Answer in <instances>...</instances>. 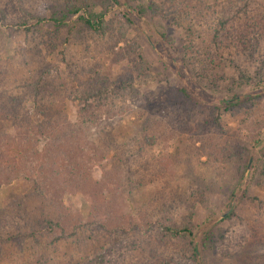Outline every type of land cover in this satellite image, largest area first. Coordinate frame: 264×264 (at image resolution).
<instances>
[{
  "label": "trees",
  "instance_id": "obj_1",
  "mask_svg": "<svg viewBox=\"0 0 264 264\" xmlns=\"http://www.w3.org/2000/svg\"><path fill=\"white\" fill-rule=\"evenodd\" d=\"M101 3L98 7L97 0H55L44 14L38 10L36 13H25L21 8L18 10L22 12L21 15L14 21L7 19L9 13L0 10V24L18 27L28 39L26 45L17 50L21 63L24 67L27 66L28 60H35L38 64L35 72L27 78L23 75L6 77L7 72L5 74L4 70L9 64L4 70L0 69V187L11 184L20 176L32 182L26 192H10L0 208V264H3L7 256L5 251L8 248L15 246L14 244H18L20 248L27 239L35 240L41 245L40 237L51 236L48 242L51 248L70 239L77 241L79 230L87 228L89 224L81 221L80 217H76L69 210L63 201L65 192L83 190L91 202V184L103 188L95 195L96 198L114 199L145 188L152 181L143 172L147 170L150 175L153 174L154 164L152 165L149 150L155 141L151 134L155 132L156 125L163 126L162 121L154 117V105L148 101L146 108L149 111L143 109L144 124L139 132L134 131L127 135L119 133L109 119L116 113L124 112L125 107L122 109L116 102L136 94V79L131 76L120 82L114 80L108 83L106 75L93 72L95 69L87 71L88 68L82 62L77 65L70 61L67 45L78 36L82 40H95L96 36L106 38L116 35L108 26L111 21L110 14L116 10L115 16H119L129 27L135 26L137 29H141L140 21L148 20L149 12H167L172 16L174 23L182 24V18L186 33L191 36L197 20L193 11H199L203 19L207 20L206 11L200 8L205 0H148L137 3H133V0H102ZM238 3L241 4L240 14L245 12L246 17L243 20L247 18L248 22L252 21L261 30L260 27H264L262 3H257L256 7L253 6L255 0H214L210 4L212 6H209L221 11V14L213 25L208 21L206 30L210 31L207 34L211 39L205 40L202 46L204 41L196 43L191 37L189 46L193 49V54L188 48L179 59L173 58L170 66L173 68L181 64L187 68L195 82L199 76L211 80L224 75H218L219 65L226 60L225 57L240 51L235 48L238 44L243 46L242 50L255 51V41L258 44L255 31L239 21L236 23L237 16L232 13V7ZM157 35L166 38L159 31ZM152 36L147 35L148 38H153ZM229 39H233L227 43L232 51L225 55L224 44ZM250 41L252 44L249 46ZM136 44L135 51L130 52L135 53L137 58L134 62L136 61L138 78L146 81L154 75L143 51L138 43ZM41 45L42 48L46 47L47 55L40 52ZM199 46H202V49ZM58 48V61L54 64L48 63V55L54 54ZM90 48L91 43L85 47L86 51H90ZM194 54H198L201 61L198 62ZM183 74V71L178 73L179 77L185 80ZM240 78L233 84L237 89L249 88L248 90L225 96L214 93L208 95L184 83L178 92L188 99L199 102L202 99V103L207 102L217 111L229 110L264 98V76L258 72L243 71ZM255 87L259 91L255 92ZM193 91H198L200 97ZM30 97L36 100L41 120H34L33 113L27 108L26 103ZM68 99L76 104V122L71 121L67 112ZM94 126L96 131L91 132L90 129ZM62 145L68 146V149L60 151ZM249 157L250 155L247 157L241 178L230 187L225 203L226 211L223 212L225 219L235 215V208L243 198L248 197V186L241 187L240 183L245 178ZM252 168L250 176L254 178L257 174V162ZM95 170H99L100 179H95ZM109 186L114 189L112 195L106 191ZM198 192L199 188L186 198L183 193L180 200L173 198V204L163 203L160 209H157L156 213L171 210L170 217H167L168 214L154 219V216H157L155 212H149L151 217L147 214L152 218L153 226L164 230L155 236L158 237L159 245L167 241L174 246L170 253L168 251L161 254L145 242L133 248V245L131 247L128 243L123 245L118 238L112 240L111 246L105 248L103 253L94 256L81 251V247L73 248L71 252L62 254L64 261H56L58 255L55 254L49 258L42 253L37 255L30 245H23L24 248L21 247L18 251L24 249L37 264H206L207 257L214 254L222 259L236 258L240 260L239 264H264V242L261 239L235 242L236 240L228 238L218 216H205L199 226L191 223L195 207L189 201ZM148 204L143 205V208L133 206L130 209L131 215L138 218L139 215L146 214L145 208L150 207ZM178 206L185 210L181 219L172 215L178 210ZM93 210L99 211L97 206ZM96 222L97 226L106 228L102 221ZM132 224L131 229L137 225ZM141 227L144 228L145 225ZM130 232L137 231H121L119 235ZM247 246H250L252 251L245 250ZM55 251L58 252L56 249ZM243 257H248V262H244Z\"/></svg>",
  "mask_w": 264,
  "mask_h": 264
},
{
  "label": "rangeland",
  "instance_id": "obj_2",
  "mask_svg": "<svg viewBox=\"0 0 264 264\" xmlns=\"http://www.w3.org/2000/svg\"><path fill=\"white\" fill-rule=\"evenodd\" d=\"M138 1L147 2L148 0H133V3ZM101 2L102 0H97L98 7L102 5ZM213 2L214 0H205V3L200 6L203 11H206L207 20L203 19L199 11H193L197 20H195L194 32L191 36L186 33L184 20L180 18L182 24L174 23L172 16L167 12L165 14L149 12L148 20L140 21L141 29H137L135 26L129 27L119 19V16H115L116 10L110 14L111 21L108 25L116 35L113 37L109 35L106 38L96 36L95 40L89 38L82 40L78 36L67 45L70 61L77 65H81L82 62L88 68L87 71L95 69L93 72L106 75L108 83L114 80L120 82L131 76L136 79V94L124 101L119 99L116 102L122 109L125 107L124 112H118L119 114L116 113L111 120L109 119L115 124L119 133L127 135L134 131L139 132L144 124L143 109L149 111L146 108L148 101L154 105V117L162 121L163 126L156 125L155 132L151 134L155 141L149 150L152 165L154 164L153 174L150 175L147 170L143 172L152 181L145 188L114 199L96 198L95 195L103 188L91 184L89 192L93 199L91 202L83 190L65 192L63 201L66 206L76 217H80L81 221L88 222L89 226L79 230L77 241L70 239L53 248L48 243L51 237L48 235L40 237L41 245L31 239L23 241V245L32 246L37 255L42 253L47 258L53 254L58 255L56 261H64L62 254L78 247L91 256L103 253L105 248L111 246V241L117 238L121 239L120 243L123 245L128 243L131 247L133 245V248L145 242L161 254L168 251L170 253L174 246L167 241L159 245L158 237L155 236L159 231L164 230L153 226V222L151 224L152 218H149L151 217L149 212L156 213L163 203L173 204V198L180 200L183 193H185V198L189 197L198 188L199 192L189 201L195 207L191 223L199 226L205 216H218L219 221L222 220L221 225L224 230L226 229L228 238L236 240L235 242H244L247 239L249 241L261 239L264 242V98L229 110L217 111L207 102L202 103V99L200 102L188 99L178 92L184 83L208 95L214 93L225 96L248 90L249 88L237 89L233 83L241 79L243 71L258 72L264 76V27H260L261 30H259L252 21L248 22L247 18L243 20L246 17L245 12L240 14L241 4L238 3L232 7L234 9L232 13L237 16L236 23L239 21L255 31V37L258 39V44L255 41V51L242 50L243 46L238 44L235 48H239L240 51L235 55L225 57L226 60L224 59L221 66L218 64V75H224L211 80H205L199 76L195 82L190 77L187 68L181 64L173 68L170 66L172 59H179L188 48L193 54V49L189 46L192 42L191 37L197 41L196 43L200 40L204 41L202 46L205 40L211 39L207 34L210 31L206 30L209 25L208 21L213 25L221 14V11L210 8ZM255 2L253 6L258 7L257 3L264 5V0H255ZM53 3L55 0H0V10L9 13L10 16L7 19L14 21L17 16L21 15L22 12L18 11L21 8L25 13H36L38 10L44 14ZM259 12H261L260 9ZM157 31L164 34L166 38L157 35ZM146 34L153 35V38H148ZM27 40L23 30L18 27H6L0 24V69L4 70V67L9 64V67L4 70L5 74L7 72L6 77L23 75L27 78L35 72L38 66L35 60H28L27 66L24 67L21 63V56L17 54L18 48L26 45ZM228 41L231 42L233 39L227 40L224 44L225 55L229 53L228 51L230 53L232 51L228 48ZM90 43V51H86L85 47H88ZM136 43L143 51L151 66V73L154 75L148 77L146 81H142L141 77L138 78L135 70L136 61L134 62L137 58L135 53L130 52L135 51ZM251 44L252 41L249 46ZM202 46L199 48L202 49ZM40 48V52L47 55L46 47L42 48L41 45ZM59 50L60 48L54 54L48 55V63L54 64L58 61L57 52ZM194 58L198 62L201 61L198 54H194ZM61 67L63 69L64 65L62 64ZM180 71L184 72L185 80L182 78L184 81L178 75ZM198 91H193V93L199 96ZM254 91L259 90L255 87ZM179 102L181 105H178ZM26 105L33 113L34 120L42 119L36 108V100L30 97ZM75 105L72 100H67V112L73 122L77 120ZM90 130L91 132L96 131L95 126ZM62 147L60 151L68 149V146L62 145ZM249 155L245 178L240 183L241 187L248 186V197L243 198L240 205L235 208V215L225 219L223 212L226 211L227 195L230 187L241 178ZM256 162L258 164L257 174L251 178L252 166ZM94 177L95 179L101 178L99 170H95ZM31 186V180L23 176L16 178L9 185L1 186L0 208L10 192L23 193ZM106 191H109L111 195L114 193L112 186H109ZM147 203L150 207L145 208L146 214L143 213L138 218L131 215L130 209L133 206L143 208V205ZM95 206L99 211L94 212ZM177 208L178 210L172 215L181 219L185 210L183 207L178 206ZM156 214L154 219L159 216L165 217L168 214L167 217H170L171 210ZM96 221H102L106 228L102 229L97 226ZM132 223H137V225L131 229ZM142 225L145 227H141ZM106 231H117L118 233ZM121 231L137 232L119 235ZM85 239L87 240L84 241ZM14 245L5 251L7 256L3 264H37L24 249L21 252L18 251L23 245L20 248L18 244ZM101 247L104 248L100 249ZM245 250L252 251L250 246H247ZM206 260L208 261L206 264L240 263V260L236 258L222 259L215 254L209 255ZM243 260L248 262V257H243Z\"/></svg>",
  "mask_w": 264,
  "mask_h": 264
}]
</instances>
